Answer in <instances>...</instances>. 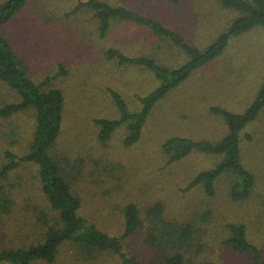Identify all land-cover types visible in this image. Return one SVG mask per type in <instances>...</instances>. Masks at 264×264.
Listing matches in <instances>:
<instances>
[{
	"label": "rangeland",
	"instance_id": "374dc122",
	"mask_svg": "<svg viewBox=\"0 0 264 264\" xmlns=\"http://www.w3.org/2000/svg\"><path fill=\"white\" fill-rule=\"evenodd\" d=\"M109 1L165 16L170 25L179 26L182 32L183 28L192 30L201 39L200 44L214 38L234 14L222 7L219 0ZM78 5L79 0H28L3 28L25 60L31 77L36 81L52 77L53 84L64 92V121L57 150L71 162L77 165L81 162L82 172L73 181L82 197L81 214L110 234L121 235L122 209L129 202L138 205L146 227L151 221L149 210L156 203L165 207L164 217L168 219L186 221L208 211L207 221L199 223L203 233H199L198 241L204 247L187 252L186 264L207 260L217 264H256L254 250L237 252L224 240L230 235L231 223L243 222L250 242L262 250L264 258V108L242 133L243 162L255 174V189L245 200H234L230 195L233 177L229 173L217 179L214 195H208L201 184L185 190L196 173L212 166L216 159L195 152L170 163L162 145L173 136L210 140L224 136L227 120L212 109L243 111L255 98L264 80V28L256 27L231 37L222 59L216 58L197 69L161 97L152 107L138 141L128 145L126 124L105 140L99 137L101 127L97 118L119 114L109 89L121 92L138 109L142 106L136 96L152 91L157 84L151 72L118 67L104 55V50L119 47L127 54L142 50L151 53L166 42L161 37L158 44L149 31L130 23H115L108 33L101 35L93 13L81 8L75 11ZM184 58L186 55L179 51L174 57L179 62ZM15 94L0 82V105L16 101ZM31 108L28 109L31 113L23 111L12 118L21 125L18 135L24 144L32 132ZM6 123L7 120L0 122V126ZM2 142L0 135V149L4 147ZM24 149L20 146L15 151ZM21 173L28 200L19 199L10 216L13 218L10 227L3 226L0 214L2 242L7 241V234L19 240L22 233H17L16 228L22 224L23 233L33 235L27 233L25 224L37 214L34 204L39 200L35 197L41 192L37 167L29 164ZM146 235L139 232L124 238L125 249L142 264H160L159 254L146 242ZM108 252L94 255L70 241L62 244L55 262L43 260L31 264H121L120 259Z\"/></svg>",
	"mask_w": 264,
	"mask_h": 264
},
{
	"label": "trees",
	"instance_id": "16d2710c",
	"mask_svg": "<svg viewBox=\"0 0 264 264\" xmlns=\"http://www.w3.org/2000/svg\"><path fill=\"white\" fill-rule=\"evenodd\" d=\"M27 1L4 0L0 4V82L7 84L16 93V101L0 105V122L7 120L6 124L0 126L4 146L0 149V214L3 226L10 227L13 220L10 216L19 199L28 200L23 192L21 171L29 164L37 167L36 176L41 192L39 196H34L39 200L34 204L36 216L28 219V225L24 222L25 230L32 233V237L23 233V224L16 228L17 233H22L19 240L7 234V241H0V264H31L43 260L52 263L56 261L62 244L70 241L78 243L94 255L109 251L120 259L121 264H142L139 258L128 254L123 241L139 232L147 233L145 240L156 248L160 264H186L187 252L204 247L198 241L199 233H203L199 223L207 221L208 211L186 221L174 220L165 218V207L156 203L149 210L151 221L146 227L138 205L129 202L122 209L121 235L110 234L81 214L82 197L73 187L77 173L82 172L81 162L77 165L57 150V140L64 121V92L53 84L52 77L34 80L27 70L25 60L4 32L3 26ZM166 1L180 3L182 0ZM219 1L222 7L229 9L230 13L234 11V14L222 28L219 27L220 32L214 38L200 44L201 39H197L192 30L183 28L182 32L179 26L170 25L165 16H155L109 0H79L75 11L81 8L92 12L101 35L108 33L115 23H130L149 31L158 44L161 37L166 42L163 46L157 45L151 53L142 50L143 54L142 51L134 55L127 54L119 47L104 50V55L118 67H134L151 72L157 85L152 91L136 96L142 106L138 109H134L121 92L109 89L119 114L112 118H97L101 127V140L107 139L114 130L126 124L128 133L125 143L129 145L137 142L152 107L161 97L186 81L197 69L216 58L222 59L221 55L227 50L231 37L256 27L264 28V0ZM170 49L174 53L168 51ZM178 51L186 55L181 62L174 59ZM29 107H32L33 126L24 144L18 135L21 125L12 118L23 111L31 113ZM263 108L264 80L245 110L232 111L222 107L212 109L227 120V131L222 138L210 140L173 136L164 141L162 150L170 163L195 152L216 159L212 166L199 170L185 190L201 184L208 195H214L217 179L223 173H229L233 177L230 195L234 200H245L252 195L255 174L244 165L241 139L243 131L257 119ZM20 146L25 149L15 151ZM228 233L230 235L224 240L226 245L237 252L254 250L256 264H264L262 250L250 242L245 223H231ZM201 264L217 263L207 260Z\"/></svg>",
	"mask_w": 264,
	"mask_h": 264
}]
</instances>
